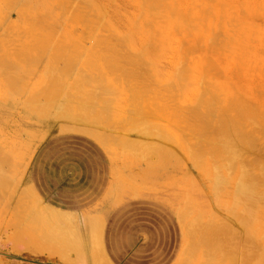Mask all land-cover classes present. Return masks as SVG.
<instances>
[{"label": "rangeland", "instance_id": "obj_1", "mask_svg": "<svg viewBox=\"0 0 264 264\" xmlns=\"http://www.w3.org/2000/svg\"><path fill=\"white\" fill-rule=\"evenodd\" d=\"M235 1L0 0V102L16 106L11 112L0 110V148L7 143L11 153V167L4 177L0 174V264H55L92 255L75 243L68 247L39 239L47 230L62 232L59 238L72 225L63 229L44 218L28 180L37 149L70 135H83L105 151L123 201L150 198L172 210L182 229L174 264H188L202 254L205 264H213L216 231L223 238V229L230 228L236 238L244 237L243 227L231 220L226 180L216 172L227 159L222 145L228 134H212L210 129L199 134L202 124L218 120L224 103H245L254 114L247 115L254 148L238 149L239 160L247 165L235 167L263 174L264 0H238L257 14L245 19L248 42L245 52L239 42L236 59L231 20ZM53 56L58 58L57 73L40 76L45 60ZM246 80L255 87L257 101L234 96V83L243 86ZM75 90H89L87 94L97 99L102 93L104 99L107 96L108 115L97 124L76 120L79 123L60 121L52 128L31 126L40 116L38 107L67 102L62 93ZM132 103L154 113H161L162 106L166 117L154 114V121L168 134L132 131L139 128L130 117L134 112L127 116L120 108L123 104L132 109ZM23 105L27 109H18ZM217 173L220 179H215ZM260 181L258 191L264 199V177ZM261 206L264 243V203ZM201 227L208 250L201 242ZM196 241L202 244L197 252ZM260 251L264 264V246ZM95 253L94 264H104L98 249Z\"/></svg>", "mask_w": 264, "mask_h": 264}, {"label": "crops", "instance_id": "obj_2", "mask_svg": "<svg viewBox=\"0 0 264 264\" xmlns=\"http://www.w3.org/2000/svg\"><path fill=\"white\" fill-rule=\"evenodd\" d=\"M114 177L105 151L83 135L53 138L37 149L28 180L38 203L72 219L68 231L81 235L82 251H93L55 264H94L97 249L107 264H174L182 242L175 214L155 199L123 201Z\"/></svg>", "mask_w": 264, "mask_h": 264}, {"label": "bare ground", "instance_id": "obj_3", "mask_svg": "<svg viewBox=\"0 0 264 264\" xmlns=\"http://www.w3.org/2000/svg\"><path fill=\"white\" fill-rule=\"evenodd\" d=\"M233 6L234 7H233L232 14H231L232 28H233L232 29V39H233L232 45L234 46V51H233L234 52V59H236L238 57L237 52L239 50V42H243L244 52L246 50V44L248 42V40H247L248 36L247 35H248L249 31L247 29H248L249 25L245 22V19L247 16H249L250 18L253 17L254 15L257 14V12H256V10L250 11L251 8L248 6V4H246L245 2L240 3V2H238V0H236L234 2ZM170 9H172V8H170ZM172 12H173V10H172ZM172 17H174V16H172ZM192 20H195V19L192 18ZM243 45H241V46H243ZM9 64L10 63H8L7 65L10 66ZM1 65H2V63H1ZM209 66H210V63H209ZM59 68L60 67L58 64V58L54 57V56L49 57L45 60V63L42 65V70L38 74H40V76L46 75V74L49 76H52V75H55V73H57L56 69H59ZM27 72L28 71L23 68L22 73H24L27 76V75H29V74H27ZM239 73H236V74L238 75ZM241 75H239V76H241ZM233 87H234V94H235L234 96L237 97L239 100L244 99L247 101H253L254 102V101H257V99L259 98L255 93L256 92L255 87L253 86L252 83H249L247 80L245 81V85L243 84V86H240V85L238 86V84L234 83ZM90 90H92V89H90ZM100 90H102V89H100ZM85 91L82 90L80 94L78 93V90L70 91V92H67L66 94L62 93L61 97H64L66 95L68 97V101L69 100L74 101V99H79L78 102H68V101L64 102L62 100L60 102H56V103L52 104V106H51L52 108L49 105L38 107L37 111L39 112L38 115H40V116H38V117L34 118V120H32L33 122L31 124V126L32 127H40V126L46 125L49 128H52L54 126V124H56L57 122L60 123V121H63L65 124V122H71L72 123V121L75 122L76 120L83 121V122L89 121L91 123L93 122V123L97 124L98 121L103 120L108 115V114H105V112H107L106 111V105L108 104V102L106 101L107 96L104 99L102 97L103 93L100 92V93H102L100 95L101 98L99 96L97 99V97L93 96L94 94L93 95L87 94V92L89 90L86 92ZM90 94H92V92ZM260 94H262V93H260ZM73 97H75V98H73ZM218 97H220V96H218ZM99 98H100V103H99ZM1 100H2V102H0V110H2L3 112L4 111L5 112H11L16 107V106L11 107L10 105L7 106L3 102L4 99H1ZM235 100L238 101L237 99H235ZM101 101H102V103H101ZM239 103H240V105H237ZM239 103L238 102L236 104L234 103V106L237 108H235L233 105L228 106L226 103H224L223 107L220 106V107H222V110H221V112L219 111L220 115L218 114L219 115L218 120L211 122L210 125H207L208 127L205 124H202V127L199 128L200 129L199 134H205V132H208L209 129H210L209 133H212V134H228L223 139L224 144L222 145L223 146L222 149H224L225 152L221 150L223 152V154H226L227 159L224 160L225 163L222 162V167L218 168L216 170V172H220L223 175L224 179L226 180V181L225 180L224 181L226 183V189H227L226 193H227L228 210L230 212V215L234 218L231 220H233V221L236 220L239 223L238 226L239 227L242 226L244 229V234H242V235H244L243 238H236L234 231L229 230L230 228L229 229H226V228L223 229L222 228L223 229V235H222L223 238L220 236L221 234L219 235V233H221V232L218 233V231H216L217 232V239L214 243H212V246L215 244V249H214V252L212 253L213 260H215V262L213 264H216L217 262H219L218 264H261V260L263 257V252H261L260 249H262V251H263V246H264L263 235H262V233H263L262 228L263 227L261 226V221H262V217H263L261 205L264 203L263 202L264 199L260 195V193H259L260 191H258L259 190L258 184L261 182L260 181L261 177L262 178L264 177V175H263L264 172H263V174L261 173V175H259V174L255 175L245 167L243 169H242V167H239L240 169L235 167L236 165L237 166H240V165L246 166L247 165V164L246 165L242 164V163H245V161L239 160V153L240 152L238 149L242 148L244 150L245 148L246 149L254 148V145H253V141H254L253 138L254 137L252 138V136L250 135V134H252V132L247 130V123L248 124L250 123L249 122L250 119L247 117V115H251V117H252L254 114L250 111V109L249 110L247 109L248 106H246L245 103H242V102H239ZM247 104H248V102H247ZM122 105L120 107L122 112H124V113L127 112V116L130 115L131 112H134L131 114L132 116L130 115V117H132L131 119H133V121L139 123V128L135 129V127H134L132 131H136V130L138 131V129H141L142 132L145 131L148 133V135L149 134L155 135V132H156V134L157 133L158 134H168V133H165V130H163L156 123L158 121H156V122L154 121V120H156L155 117L158 115L159 112L154 113V111H152V110H151L152 112H149L148 108H147L148 110L145 111L146 108L145 109H144V107H143V109L140 108L142 106L141 104H139V106L141 105L139 107L137 104L132 103V109H130V107L127 105H125V106H122ZM217 105H218V103H217ZM241 105H243V106H241ZM12 106H14V105H12ZM161 107H158V108H160V112L163 113L164 111H163V109H161ZM152 108H153V106H152ZM154 108H156V107H154ZM18 109H20V110L27 109V107L25 105H23L21 107L19 106ZM240 109L242 111H239ZM218 110H220V109H218ZM156 111H158V110H156ZM254 111H255V109H254ZM239 112L241 114H239ZM255 112H258V109ZM146 113L148 115H146ZM161 113H159V114H161ZM154 114H157V115L154 116ZM259 114H260V112H259ZM161 115L163 116L164 114H161ZM260 116H262V115H260ZM163 117L165 118L166 116H163ZM169 119H170V117H169ZM258 119L261 120L260 118H258ZM76 122H78V121H76ZM8 124H6V126ZM72 124L74 125V123H72ZM129 124H131V123H129ZM135 125L137 126L138 124H135ZM133 126H134V124H133ZM260 129H261V127H260ZM161 131H162V133H161ZM77 134H80V133H77ZM144 135H145V133H144ZM151 136H153V135H151ZM221 139H222V137H221ZM6 147H8L7 143L3 144L2 148H0V174H3V172L6 168L8 169L9 167H11L10 156H9V155H11V153H9V155H8V152L6 151L7 150ZM243 150H240V151H243ZM249 153H253V152H249ZM260 158H262V157L260 156ZM263 161H264V159H263ZM256 162L259 163V160ZM220 173L219 174L217 173L215 179H218V178L220 179V176H219ZM4 174L2 175L3 177H4ZM259 177H260V179H259ZM261 184H259V185L261 186ZM43 214L45 215L44 218H46L47 221H50V222L54 223L55 225L60 226L61 228H63L64 226L70 225L73 222L72 219L67 218L66 216H62L60 214H57V213H54V212H51L48 210L47 211L43 210ZM227 218H228V220H230L229 216ZM228 223H229V221H228ZM234 223H235V221H234ZM236 224H233L232 226H234ZM63 229H66V228H63ZM69 230H71V229H69ZM201 230H202V227H201V229L199 228V231L198 230L197 231L201 234L202 244L204 243V244L208 245L206 248V250H208L210 248L209 247V241H207V239L205 238L204 231L203 230L201 231ZM237 230L238 229H236L235 231H237ZM239 232L243 233V231H240V230H239ZM61 233L62 232L56 231V230H47L44 233L43 238L40 237L39 239L43 240L46 244L56 243L57 241H59V242L64 243V244L66 243L68 246H72V244H74V243L77 246H79L78 243L80 242V237H81L80 234H76L75 232H69L68 230H66L61 236H59V238H57L56 235H60ZM198 242L199 241H196V245L194 246V249H193V251H195V252H197L198 249H200V250L202 249V247H200L202 244L200 243V245H199ZM90 243H91V245L93 244L94 248L96 249V247H98L97 237L94 236L93 239L91 238ZM261 245H262V248H261ZM27 246L28 245L26 244V247ZM212 246H211V250H213L212 248L214 247V246L213 247ZM28 248H29V246H28ZM29 251H31V250L29 249ZM95 252H94V254H95ZM195 252H193V254H196ZM198 253H199V251H198ZM202 255H200L199 260L197 259V256L194 257V259L190 260V262L188 264H205L206 261L203 260L204 257H202ZM95 256H97V253L95 254ZM100 259H102V258H100ZM97 261H100V260H97ZM102 262H103V259H102Z\"/></svg>", "mask_w": 264, "mask_h": 264}]
</instances>
